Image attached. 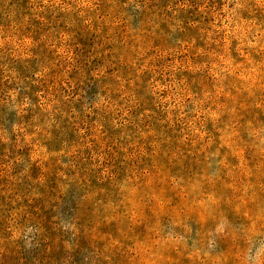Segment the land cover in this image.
Wrapping results in <instances>:
<instances>
[{"label":"rangeland","instance_id":"obj_1","mask_svg":"<svg viewBox=\"0 0 264 264\" xmlns=\"http://www.w3.org/2000/svg\"><path fill=\"white\" fill-rule=\"evenodd\" d=\"M40 217L49 264H264V0H0V249Z\"/></svg>","mask_w":264,"mask_h":264},{"label":"trees","instance_id":"obj_2","mask_svg":"<svg viewBox=\"0 0 264 264\" xmlns=\"http://www.w3.org/2000/svg\"><path fill=\"white\" fill-rule=\"evenodd\" d=\"M40 227L35 228V234L33 236L34 239L40 240V242H48L43 246V243L41 244V247L37 250L36 255L32 256V259L27 258L26 256H21L20 258H17V255L20 251V253H23V250L20 247L13 248L11 251L7 250H1L0 249V264H49L50 262H47V254L52 252V241L49 240L51 237L54 236L55 232L51 226H48L47 222L43 223L42 218L40 217L38 220ZM43 228V229H42ZM55 228V227H54ZM57 239H61L60 236H55ZM19 256V255H18ZM54 264L56 262L54 261Z\"/></svg>","mask_w":264,"mask_h":264}]
</instances>
